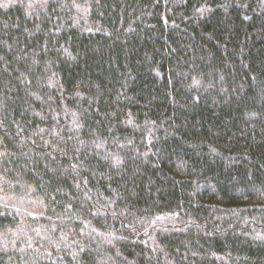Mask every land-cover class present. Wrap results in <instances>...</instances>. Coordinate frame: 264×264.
I'll return each instance as SVG.
<instances>
[{
	"label": "trees",
	"instance_id": "trees-1",
	"mask_svg": "<svg viewBox=\"0 0 264 264\" xmlns=\"http://www.w3.org/2000/svg\"><path fill=\"white\" fill-rule=\"evenodd\" d=\"M0 264H264V0H0Z\"/></svg>",
	"mask_w": 264,
	"mask_h": 264
}]
</instances>
